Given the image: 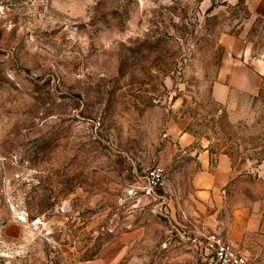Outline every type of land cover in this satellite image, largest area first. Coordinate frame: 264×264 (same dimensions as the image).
<instances>
[{
  "label": "rangeland",
  "instance_id": "rangeland-1",
  "mask_svg": "<svg viewBox=\"0 0 264 264\" xmlns=\"http://www.w3.org/2000/svg\"><path fill=\"white\" fill-rule=\"evenodd\" d=\"M227 35L264 57V2L0 0V264H202L211 210L264 264V82L216 100ZM202 152L237 173L203 211Z\"/></svg>",
  "mask_w": 264,
  "mask_h": 264
},
{
  "label": "crops",
  "instance_id": "crops-1",
  "mask_svg": "<svg viewBox=\"0 0 264 264\" xmlns=\"http://www.w3.org/2000/svg\"><path fill=\"white\" fill-rule=\"evenodd\" d=\"M222 43L225 46V52L218 71V79L214 84L216 100L228 101L232 91L257 93L264 82V57L253 56L251 47L242 37L227 35L223 37ZM181 138L183 139L184 136ZM198 161L200 166L194 178V184L197 203L201 206L200 210L203 211L202 207L206 208L208 205L222 206L223 203L226 205L225 200L228 199L230 185L237 177L230 161L227 158H220L216 163H212L205 152L199 154ZM258 172L259 176L264 178V160L259 164ZM211 211L210 224L215 225V222H220L222 229H227L231 227V222L234 223L232 231L227 230L226 234L221 235L235 245L234 243L238 240L237 234L240 232L238 230L242 226V218H234L233 221L228 222L226 219L216 218L217 213L214 214L213 210Z\"/></svg>",
  "mask_w": 264,
  "mask_h": 264
},
{
  "label": "built area",
  "instance_id": "built-area-1",
  "mask_svg": "<svg viewBox=\"0 0 264 264\" xmlns=\"http://www.w3.org/2000/svg\"><path fill=\"white\" fill-rule=\"evenodd\" d=\"M165 179V170L162 166L151 167L144 176L143 191L151 195L155 193ZM204 247L207 251V258L202 264H252L248 255L225 240L219 233H208L204 235ZM194 242L197 240L194 237ZM200 242V239L198 241Z\"/></svg>",
  "mask_w": 264,
  "mask_h": 264
}]
</instances>
